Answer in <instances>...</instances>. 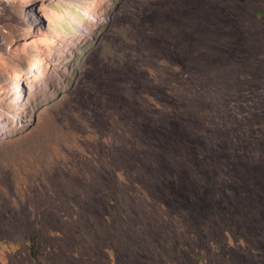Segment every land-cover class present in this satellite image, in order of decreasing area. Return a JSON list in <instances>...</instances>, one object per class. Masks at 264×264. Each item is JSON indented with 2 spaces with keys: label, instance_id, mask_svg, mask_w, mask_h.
<instances>
[{
  "label": "rangeland",
  "instance_id": "1",
  "mask_svg": "<svg viewBox=\"0 0 264 264\" xmlns=\"http://www.w3.org/2000/svg\"><path fill=\"white\" fill-rule=\"evenodd\" d=\"M0 264H264V0H0Z\"/></svg>",
  "mask_w": 264,
  "mask_h": 264
},
{
  "label": "trees",
  "instance_id": "2",
  "mask_svg": "<svg viewBox=\"0 0 264 264\" xmlns=\"http://www.w3.org/2000/svg\"><path fill=\"white\" fill-rule=\"evenodd\" d=\"M31 241L34 242V244L32 245V246H33L32 256H33L34 258H36V257H37V249L35 248V247H36V240H35V239H31Z\"/></svg>",
  "mask_w": 264,
  "mask_h": 264
},
{
  "label": "bare ground",
  "instance_id": "3",
  "mask_svg": "<svg viewBox=\"0 0 264 264\" xmlns=\"http://www.w3.org/2000/svg\"><path fill=\"white\" fill-rule=\"evenodd\" d=\"M32 16V15H31ZM37 20V18L35 19V21Z\"/></svg>",
  "mask_w": 264,
  "mask_h": 264
}]
</instances>
